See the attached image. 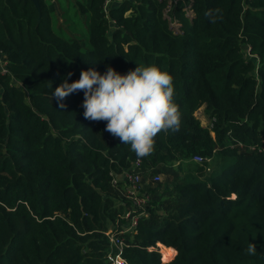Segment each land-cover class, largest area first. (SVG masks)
Listing matches in <instances>:
<instances>
[{"label":"trees","instance_id":"trees-1","mask_svg":"<svg viewBox=\"0 0 264 264\" xmlns=\"http://www.w3.org/2000/svg\"><path fill=\"white\" fill-rule=\"evenodd\" d=\"M38 1L0 0V264H107L103 231L122 211L110 172L137 157L84 118L83 91L52 93L81 71L149 65L172 76L181 125L140 159L160 175L146 188L172 197L150 200L125 259L264 264V0Z\"/></svg>","mask_w":264,"mask_h":264},{"label":"clouds","instance_id":"clouds-1","mask_svg":"<svg viewBox=\"0 0 264 264\" xmlns=\"http://www.w3.org/2000/svg\"><path fill=\"white\" fill-rule=\"evenodd\" d=\"M79 91L84 93V118L106 121L105 131L130 145L138 160L153 153L158 134L180 129L173 78L156 65L137 66L125 75L111 66L104 74L94 69L81 71L78 80L68 83L65 79L52 96L63 101ZM59 107L65 105L60 103ZM256 250V245L249 243L246 252L252 255Z\"/></svg>","mask_w":264,"mask_h":264},{"label":"built area","instance_id":"built-area-1","mask_svg":"<svg viewBox=\"0 0 264 264\" xmlns=\"http://www.w3.org/2000/svg\"><path fill=\"white\" fill-rule=\"evenodd\" d=\"M169 3L171 2L168 0ZM112 2H120V0H105L103 10L107 13L109 5ZM170 5V4H169ZM188 14H191L189 8H185ZM174 29L178 30L177 24ZM8 62L5 54L0 51V74H8ZM20 84V83H19ZM214 118L210 119V127L214 122ZM193 161L201 162L202 156L194 155ZM145 170L142 168V161L136 159L128 168L121 169L118 172H110V186L118 188L122 186V192L119 195L120 201L118 206H121L122 211L117 214L113 223L103 231L107 241L108 249L105 254L107 264H128L124 257V250L127 247L133 246L134 237L138 232V224L140 218L148 215V206L150 205V197L145 187ZM160 180L159 173H154L149 176L150 182ZM123 206V207H122ZM158 251L161 253V246L156 243ZM154 247H148V250H153ZM161 257H163L161 253Z\"/></svg>","mask_w":264,"mask_h":264},{"label":"rangeland","instance_id":"rangeland-1","mask_svg":"<svg viewBox=\"0 0 264 264\" xmlns=\"http://www.w3.org/2000/svg\"><path fill=\"white\" fill-rule=\"evenodd\" d=\"M170 1H172V0H170ZM172 26H174V25H172ZM242 49L243 50L245 49L247 51L248 50V47H246V46L244 47V45H243L242 46ZM196 116H197L198 119H200V121L202 122V125L203 126L210 127V119L208 118V116H207V118L205 117V119L202 118L204 116V110L203 109L198 110L196 112ZM149 184H150L149 176H146L145 177V184L144 185L146 187V185L149 186ZM148 188H146V190H147V192L149 194L152 207H154L159 202L160 199L167 200L170 197H172V195H171V187H169V188L168 187H165V190H163V187H161L159 189H156V187H154V185H152V189H148ZM111 192L112 193H116L119 196L121 194V192H122V186L121 187L119 186L117 189L116 188H112L111 189ZM149 204H150V202H149ZM163 250H165L164 247H163ZM161 259L163 261L164 260L166 261V259H163L162 257H161Z\"/></svg>","mask_w":264,"mask_h":264},{"label":"bare ground","instance_id":"bare-ground-1","mask_svg":"<svg viewBox=\"0 0 264 264\" xmlns=\"http://www.w3.org/2000/svg\"><path fill=\"white\" fill-rule=\"evenodd\" d=\"M160 246H161V253L164 256L162 258L166 259V261H167L171 257V254H170L169 250L167 248H165V246H163L162 244H160ZM163 247L165 248V250H163Z\"/></svg>","mask_w":264,"mask_h":264},{"label":"water","instance_id":"water-1","mask_svg":"<svg viewBox=\"0 0 264 264\" xmlns=\"http://www.w3.org/2000/svg\"><path fill=\"white\" fill-rule=\"evenodd\" d=\"M35 8L39 11L40 10V5H39V1L38 0H32Z\"/></svg>","mask_w":264,"mask_h":264},{"label":"crops","instance_id":"crops-1","mask_svg":"<svg viewBox=\"0 0 264 264\" xmlns=\"http://www.w3.org/2000/svg\"><path fill=\"white\" fill-rule=\"evenodd\" d=\"M200 109H203L204 110V106H201L198 110H200ZM197 110V111H198ZM196 111V112H197ZM196 114V113H195ZM205 117L207 118V115L205 114V111H204V116L202 117L203 119H205ZM200 120V119H199ZM201 122V121H200ZM201 124H202V122H201Z\"/></svg>","mask_w":264,"mask_h":264}]
</instances>
